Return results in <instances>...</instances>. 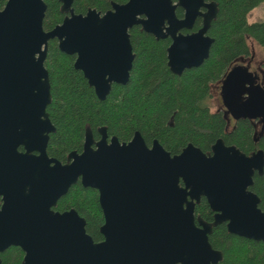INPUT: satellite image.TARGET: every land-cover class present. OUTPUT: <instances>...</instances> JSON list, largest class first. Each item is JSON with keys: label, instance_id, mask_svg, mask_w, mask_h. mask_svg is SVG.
I'll return each mask as SVG.
<instances>
[{"label": "water", "instance_id": "water-1", "mask_svg": "<svg viewBox=\"0 0 264 264\" xmlns=\"http://www.w3.org/2000/svg\"><path fill=\"white\" fill-rule=\"evenodd\" d=\"M58 1L66 15L49 30L43 27L45 0H7L0 10V170L6 171L0 175V253L18 246L22 264H218L223 254L208 239L214 226L225 222L231 234L264 241V211L249 189L255 171L264 170L262 149L247 155L218 138L210 152L188 143L172 155L156 139L147 146L139 131L121 143L108 141L105 127L95 141L86 127L81 153L71 152L67 163L46 154L48 133L55 132L46 111L52 100L44 65L49 40L77 55L74 67L105 100L113 82L128 81L134 59L129 29L138 25L157 40L170 37L167 66L180 75L208 58L214 39L205 32L216 18V3L127 0L113 2L103 14H76L73 0ZM199 16L198 31L181 33ZM257 79L241 65L225 75V115L259 119L264 126V86ZM19 144L27 151L18 152ZM34 149L39 155L30 153ZM78 180L98 191L100 242L73 209L51 210ZM201 197L214 212L213 222L195 218Z\"/></svg>", "mask_w": 264, "mask_h": 264}, {"label": "trees", "instance_id": "trees-1", "mask_svg": "<svg viewBox=\"0 0 264 264\" xmlns=\"http://www.w3.org/2000/svg\"><path fill=\"white\" fill-rule=\"evenodd\" d=\"M7 0H0V10ZM127 0H73L76 13L95 9L104 13L111 4ZM217 5V15L208 35L213 43L209 56L198 67L185 69L180 75L167 66V47L170 39L157 40L140 26L129 29L134 59L129 80L114 84L105 100H99L81 71L74 69L73 57L61 52L56 39L48 41L44 65L49 74L52 100L46 111L55 132L50 135L49 154L64 158L73 149L81 150L86 127L94 137L97 128L105 126L110 135L120 141L131 139L139 131L146 143L157 139L172 155L188 144L210 152L212 144L223 139L249 154L255 146L251 140L253 128L247 120H239L233 131L226 128L222 111H211L208 99L211 85L221 82L236 60L251 55L248 39L264 48V19L249 23L247 15L264 0H206ZM47 9L43 19L45 30L61 23L64 13L58 0H45ZM182 16V9H176ZM264 71V61L262 64ZM264 151V137L258 144ZM259 198L264 211V170L255 173L249 187ZM74 207L86 219V231L94 241H101L99 228L104 222L98 202V191L84 188L78 182L71 186L56 209ZM203 200L195 209L203 218H211ZM214 249L223 254L218 264H264V241L246 239L227 231L226 224L213 227L208 237ZM21 248L12 246L0 253L3 264H20Z\"/></svg>", "mask_w": 264, "mask_h": 264}, {"label": "flooded vegetation", "instance_id": "flooded-vegetation-1", "mask_svg": "<svg viewBox=\"0 0 264 264\" xmlns=\"http://www.w3.org/2000/svg\"><path fill=\"white\" fill-rule=\"evenodd\" d=\"M206 1V0H205ZM208 2H210V1H208ZM177 8H180V7H177ZM176 8V9H177ZM182 9V8H181ZM200 10L202 11V12H205L207 9L205 8V7H201L200 8ZM73 11H74V9H73ZM106 12V11H105ZM104 12V13H105ZM74 13H76L75 11H74ZM86 12H84V13H81V14H85ZM101 13V12H100ZM76 14H78V13H76ZM101 14H103V13H101ZM64 15H66L65 13H64ZM182 16H183V9H182ZM181 16V17H182ZM65 17V16H64ZM181 17H179V18H181ZM212 23V22H211ZM202 25H203V18L202 17H197L196 18V20H195V22H194V24H193V26H192V28L191 29H182L181 30V33H183V34H188V33H192V32H196V31H198L201 27H202ZM211 26V25H210ZM210 28V27H209ZM209 28H208V30H209ZM208 30L205 32V35L206 36H210V35H208ZM167 38H169L170 39V37H167ZM165 39V38H164ZM170 42H171V40H170ZM132 50H133V48H132ZM66 54V53H65ZM67 55H69V56H72L73 57V67H74V63H75V61H76V58H77V55L76 54H67ZM166 56H167V54H166ZM252 57V54L249 56V57H247V58H240V59H238V60H236V62L234 63V65L231 67V69L234 67V66H238L239 65V61L240 60H249L250 58ZM207 59V58H206ZM133 63V62H132ZM262 64H263V61L259 64V67H258V69L257 70H255V69H251V67L248 65V67H246L247 69H248V72L250 73V74H252L253 76L254 75H257L258 76V79L255 81V84L256 85H258V84H261V82L263 81V83H262V85L264 86V71H263V69H262ZM241 66H244V65H241ZM245 67V66H244ZM131 68H132V66H131ZM74 69H76L75 67H74ZM230 69V70H231ZM76 70H79V69H76ZM229 70V71H230ZM79 71H81V70H79ZM228 71V72H229ZM82 72V71H81ZM130 72H131V69H130V71H129V77H130ZM83 74V73H82ZM85 78V77H84ZM224 79V78H223ZM222 79V80H223ZM128 80H129V78H128ZM222 80H221V82H219V83H216V84H218L219 85V96H220V85H221V83H222ZM128 82V81H127ZM126 82V83H127ZM88 83V82H87ZM126 83H124V84H126ZM114 84H117V85H124V84H121V83H116V82H113L112 84H111V88H112V86L114 85ZM216 84H212L211 85V94H212V87L214 86V85H216ZM220 99H221V97H220ZM221 103H222V100H221ZM216 111H222L223 112V114H224V117H225V119H226V123H227V125H226V128H227V130L229 131V132H231V131H233L234 129H235V127H236V123L239 121V120H247L250 124H251V126H252V128H253V132L251 133V140H252V142H253V145L255 146V148L252 150V151H250V153L249 154H247V155H251L252 153H255L257 150H259V149H261V148H259V146H258V144L261 142V140H262V138L264 137V126L262 125V123L260 122V120L259 119H242V118H240V119H238V120H236V119H234L231 115H229V114H226L225 115V109H224V107H223V105H222V108H220V109H217ZM100 127H105V126H100ZM100 127H98V128H100ZM98 128H97V134H98V136L97 137H94V134H93V132H92V135H93V138H94V140L95 141H97V140H99L100 138H101V134L98 132ZM86 129V128H85ZM105 129H106V127H105ZM17 133H20V132H17ZM54 132H49L48 133V136H49V138H48V141H47V145H46V154H47V156H48V158H53V159H56V160H58L61 164H65V163H67V157L69 156V154L71 153V152H76V153H81V151H82V149H83V143H84V137H85V132H84V136H83V141H82V148H81V150H77V149H73V150H70V151H68L66 154H65V156H64V158H58V157H56V156H54V155H51V154H49V150L47 149L48 148V144H49V140H50V135L51 134H53ZM106 135H107V140L109 141L110 140V138L111 137H116L117 138V136H115V135H110L108 132H107V129H106ZM135 133V132H134ZM134 133H133V135H134ZM0 134H1V132H0ZM142 135V134H141ZM133 137V136H132ZM132 137H131V139H132ZM143 137V136H142ZM118 139V138H117ZM131 139H129V140H126V141H120L119 139V142H129ZM144 139V138H143ZM153 140H155V139H153ZM153 140H152V142H153ZM157 140V139H156ZM145 141V140H144ZM158 141V140H157ZM152 142L151 143H146V145L147 146H149V147H151V144H152ZM159 142V141H158ZM160 143V142H159ZM32 144H36V145H38V143H32ZM227 145V144H226ZM30 146H32V145H30ZM235 146V145H234ZM93 147H94V145H93ZM16 149H17V151L18 152H20V153H24V152H26L27 151V148L25 147V145H22V144H19L17 147H16ZM239 149V148H238ZM30 153L31 154H33V155H39V151L38 150H36V149H34V150H31L30 151ZM246 154V153H245ZM53 163H51V165H52ZM3 173H6V171H3V170H0V175H4ZM255 173H258L257 171H255ZM255 173H254V175H255ZM259 174V173H258ZM253 175V176H254ZM80 183V180H78L77 181V183ZM76 184V183H75ZM75 184H73V185H75ZM81 184V183H80ZM72 185V186H73ZM81 186H83L82 184H81ZM84 187V186H83ZM71 188V187H70ZM69 188V189H70ZM84 188H88V187H84ZM69 189H68V191H69ZM67 191V192H68ZM67 192L65 193V194H67ZM65 194H63L61 197H59V199L56 201V205L55 206H51V210L52 211H54V212H59V213H63V212H66V211H70V210H74L81 218H83L84 220H85V228H86V219L74 208V207H71V208H67V209H63V210H60V209H56V206H57V204H58V201L60 200V198H62ZM203 200H205V202H206V205H207V211L206 212H209L210 214H211V218H203L202 216H201V213L200 212H196V214H195V209H196V207L199 205L200 206V204H201V202L203 201ZM98 202H99V195H98ZM3 203H4V194L3 193H0V208H1V206L3 205ZM99 206H100V204H99ZM100 209H101V207H100ZM101 211H102V209H101ZM102 215H103V212H102ZM194 215H195V218H198V217H200V218H202L203 219V221H205V222H213V219H214V212L211 210V208H210V206H209V204H208V202H207V200H206V198L205 197H201L200 198V200L198 201V202H196L195 203V208H194ZM103 218H104V216H103ZM104 223V222H103ZM225 223V222H224ZM196 224L198 225V222L196 221ZM220 224H222V223H220ZM226 224V223H225ZM217 226V225H216ZM101 227V226H100ZM215 227V226H214ZM212 230H213V228H212ZM99 231H100V228H99ZM212 233V232H211ZM210 233V234H211ZM209 234V235H210ZM102 235V234H101ZM209 235H208V237H209ZM103 240V239H102ZM101 240V241H102ZM95 242H100V241H95ZM10 247H12V246H10ZM10 247H8V248H10ZM16 247H18V246H16ZM7 248V249H8ZM20 248V247H19ZM22 250V249H21ZM4 252V251H3ZM2 253V252H1ZM24 253V252H23ZM24 256V255H23ZM22 260H23V258H22ZM0 261H1V259H0ZM1 264H3L2 263V261H1ZM20 264H22V261H21V263Z\"/></svg>", "mask_w": 264, "mask_h": 264}, {"label": "rangeland", "instance_id": "rangeland-1", "mask_svg": "<svg viewBox=\"0 0 264 264\" xmlns=\"http://www.w3.org/2000/svg\"><path fill=\"white\" fill-rule=\"evenodd\" d=\"M263 19H264L263 4L251 10L249 14L247 15V21L249 23L261 21ZM248 44L251 50L252 57L249 60H240L239 65H244L245 67H248L249 65L251 69L257 70L259 67V64L262 61H264V48L259 46L252 39H248ZM208 104L210 106L211 111H216L217 109L222 108V103H221V99L219 96V85L218 84L212 87V94H211V97L208 99Z\"/></svg>", "mask_w": 264, "mask_h": 264}]
</instances>
